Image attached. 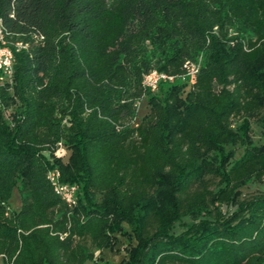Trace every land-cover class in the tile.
I'll list each match as a JSON object with an SVG mask.
<instances>
[{
    "label": "trees",
    "instance_id": "16d2710c",
    "mask_svg": "<svg viewBox=\"0 0 264 264\" xmlns=\"http://www.w3.org/2000/svg\"><path fill=\"white\" fill-rule=\"evenodd\" d=\"M0 24L25 45H10L13 79L0 84V264H85L121 239L125 264H264V193L228 215L217 206L264 176V145L248 138L250 117L264 125V0H0ZM152 69L174 78L152 91ZM143 96L148 111L125 124ZM59 140L67 162L52 157ZM54 168L77 185L75 204L54 191Z\"/></svg>",
    "mask_w": 264,
    "mask_h": 264
},
{
    "label": "rangeland",
    "instance_id": "374dc122",
    "mask_svg": "<svg viewBox=\"0 0 264 264\" xmlns=\"http://www.w3.org/2000/svg\"><path fill=\"white\" fill-rule=\"evenodd\" d=\"M217 26H214L213 28L216 29ZM225 31L227 32L230 39V44L233 45L235 42H237L239 39L241 40V30L239 24H237L235 21L228 23L225 27ZM39 40V39H38ZM143 47L148 51V53H151L152 51L155 53V56L158 57L159 55H162V53L169 51V44L168 42L163 43L157 48H153L152 45H150L148 42L144 43ZM197 46L190 47V51L192 53V57L189 59L194 64H201L203 57L206 52V44H204V47L202 48H196ZM56 66L55 64L51 66V69H54ZM183 80V79H181ZM180 80V81H181ZM129 84L128 86L131 87ZM58 105L62 104V101H57ZM149 109V106L147 104V99L145 96L141 97L135 102V116L133 119L125 118L124 123L125 124H136L141 116L145 114ZM0 111H5L4 106L2 102L0 103ZM6 120L9 122V116L6 117ZM241 119L236 118V122H240ZM261 118L259 115H254L249 118V134L248 138L251 139L252 143L255 145H264V125L261 123ZM62 132L64 130V127L61 128ZM61 141V140H59ZM62 147L56 150L52 157L54 159H58L60 162H67L69 151L66 147V145L61 141ZM250 144V142H249ZM227 149H231L233 152V158L239 157L243 152V147L240 145H228L226 146ZM210 155V156H209ZM209 155H205V158L202 160L203 170L206 173L205 178L209 181V185L211 188H215L218 184V177L214 176L213 174H217L216 170L219 165V158L217 159L214 152H211ZM9 169H11V166H8ZM11 183L16 184V186L11 189L10 196L7 201L8 203V209L9 211L17 212L19 205H20V196L17 190V185L19 184V178L18 176H10L9 178ZM67 183V182H64ZM76 185V184H75ZM78 189V187H77ZM264 193V176L261 180L252 179L251 181H248L244 186L240 188V195L237 197L235 204L233 203H227V202H217V206L220 208V212L222 215H228L232 212V210L235 209L236 203L242 200H245L253 195ZM191 219L189 217H184L181 220V223L184 222H190ZM197 222V220L195 221ZM181 224H175L174 232H179L181 229ZM123 239L117 241L112 247H105L103 249V253L99 250H96L94 255V259L92 261H88L85 264H125V252L123 247L125 245L123 244ZM125 242V241H124ZM1 262V261H0Z\"/></svg>",
    "mask_w": 264,
    "mask_h": 264
},
{
    "label": "built area",
    "instance_id": "2783aa9c",
    "mask_svg": "<svg viewBox=\"0 0 264 264\" xmlns=\"http://www.w3.org/2000/svg\"><path fill=\"white\" fill-rule=\"evenodd\" d=\"M37 39L41 40L43 39V36H38ZM10 45H13L16 50L21 47H25V45L20 41H9L0 24V84L3 83L4 80H7L9 83H11L13 79V51ZM183 66L186 72L183 75H180L181 77H184L185 75L193 76L197 73L199 68V64H194L190 60L186 61ZM173 78L174 76H170L152 69L143 75L141 85L145 88L155 91L157 89L158 83L161 80H172ZM61 147L62 143L61 141H58L55 151ZM47 178L57 194H59L66 202H68V204H75L77 185L62 182L59 171L56 168L48 170Z\"/></svg>",
    "mask_w": 264,
    "mask_h": 264
}]
</instances>
